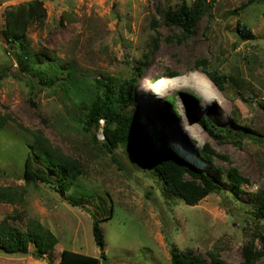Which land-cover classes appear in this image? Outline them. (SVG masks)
Instances as JSON below:
<instances>
[{
  "label": "rangeland",
  "instance_id": "obj_1",
  "mask_svg": "<svg viewBox=\"0 0 264 264\" xmlns=\"http://www.w3.org/2000/svg\"><path fill=\"white\" fill-rule=\"evenodd\" d=\"M28 1L0 0V119L5 121L0 187L23 192L21 203H0V225L7 219L26 230L36 220L58 244L42 258L33 245L25 255L0 250V264H57L64 249L99 257L94 219L101 220L110 264H169L173 245L184 253L192 249L207 264L210 252L224 264H246L247 243L264 252V218L256 217L253 206V195L264 189V0H205L208 10L200 14L192 37H185L167 12L199 0H41L47 16L28 30L39 62L57 57L93 77H138L126 111L144 135L156 147L165 142L168 151L222 184L225 193H211L194 206L167 193L134 150L119 147L114 155L102 149L101 130H94L95 142L74 127L72 102L61 93L48 94L19 72L2 30L5 11ZM239 21L253 31V39H240ZM202 60L233 77L242 94L230 81L219 91L203 72ZM4 67L9 75H3ZM200 79L214 89L213 98L203 95ZM151 95L155 98L148 99ZM204 116L242 133L236 138L242 142L211 138L198 123ZM36 131L83 164V174L65 195L50 183L24 179L25 144L31 148ZM207 143L216 153L211 162L200 155ZM34 156L37 170L58 182V171ZM230 168L248 179L241 190L233 188ZM254 264H264V255Z\"/></svg>",
  "mask_w": 264,
  "mask_h": 264
},
{
  "label": "trees",
  "instance_id": "obj_2",
  "mask_svg": "<svg viewBox=\"0 0 264 264\" xmlns=\"http://www.w3.org/2000/svg\"><path fill=\"white\" fill-rule=\"evenodd\" d=\"M207 6L209 5L205 0H199L196 6L183 1L175 13L172 10L167 14L170 13L169 20L178 25L185 37H192L200 14L208 10ZM46 16V8L41 0H30L7 9L2 34L13 49L11 59L14 58L17 61L21 74L31 76L48 94L61 93L67 101L73 103L74 113L71 115V120L74 127L83 133L90 134L95 142H98V139L94 130H101L103 140L99 141V144L110 154L115 155L119 147L134 150L158 175L167 193L181 198L187 205L194 206L211 193H225L221 182L207 170L199 168L173 151H168L165 148V142H161L162 144L156 147L150 138L144 135L133 115L126 111V108L134 101L133 93L138 81L136 75L125 79L113 76L93 77L76 70L74 64L64 63L57 57L45 58L39 62V54L30 47L27 34L33 24L42 23ZM238 33L241 40L255 37L253 31L240 21ZM201 62L203 72L219 91L225 92L226 84L230 81L242 94L233 77L221 73L217 68H211L207 60ZM138 67L144 69L143 64H139ZM4 69L3 75H9L7 68L4 67ZM260 105L263 106L261 102ZM198 123L214 140L233 138L236 143L242 142L236 139L242 137V133L218 126L209 116L199 117ZM4 127L5 121L0 119V130L3 131ZM156 137L164 139L160 135ZM33 138L31 148L29 144H25L28 150L24 162L26 183H50L56 192L65 195L83 174V164L77 158L66 155L61 148L54 147L41 131L33 132ZM36 154L43 163L58 171V182L52 181L48 175L37 170L34 160ZM200 155L205 161L211 162L216 153L207 143ZM228 178L236 191L241 190V185L248 182V179L243 177L236 168L229 169ZM253 199L256 217L264 218V189L256 192ZM22 201L23 192L12 186L0 187V203H21ZM71 201L74 205L77 204ZM100 223L101 220L94 219L93 235L96 245L100 248L99 257L64 249L57 264H110L105 253V235ZM57 244V236L36 220L31 221L26 230L11 224L7 219L0 225V250L4 253L29 254L33 245L36 256L42 258ZM242 255L246 264H254V261L261 258L264 252L256 250L253 244L247 243L242 248ZM210 256L211 264H224L217 254L210 252ZM169 264H207V261L192 249L184 253L173 245Z\"/></svg>",
  "mask_w": 264,
  "mask_h": 264
},
{
  "label": "bare ground",
  "instance_id": "obj_3",
  "mask_svg": "<svg viewBox=\"0 0 264 264\" xmlns=\"http://www.w3.org/2000/svg\"><path fill=\"white\" fill-rule=\"evenodd\" d=\"M198 83H199V85H198L199 88L202 90L203 95L207 99L213 98L216 95V93L213 92L214 89L211 87V85L207 81L200 79V80H198ZM162 89H164L163 84H161V86L160 85L157 86V92H160V93H158L159 95H161V93L163 92ZM154 98H155L154 95L153 96L151 95L148 97V99H154Z\"/></svg>",
  "mask_w": 264,
  "mask_h": 264
}]
</instances>
